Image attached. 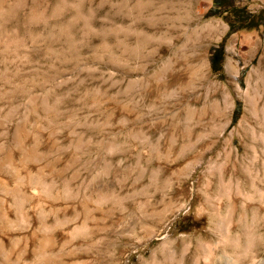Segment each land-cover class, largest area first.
<instances>
[{"label":"rangeland","instance_id":"374dc122","mask_svg":"<svg viewBox=\"0 0 264 264\" xmlns=\"http://www.w3.org/2000/svg\"><path fill=\"white\" fill-rule=\"evenodd\" d=\"M211 7L0 0V264H264V27L213 72Z\"/></svg>","mask_w":264,"mask_h":264},{"label":"trees","instance_id":"16d2710c","mask_svg":"<svg viewBox=\"0 0 264 264\" xmlns=\"http://www.w3.org/2000/svg\"><path fill=\"white\" fill-rule=\"evenodd\" d=\"M235 2L236 0H212V7L208 12L209 16L222 18L228 26L227 33L221 42L216 48L212 49L210 67L213 72L221 70L223 44L229 35L240 30H252L264 27V6L256 13H251L245 7L237 6ZM238 111L239 105L236 104L232 114V123L237 120Z\"/></svg>","mask_w":264,"mask_h":264},{"label":"bare ground","instance_id":"6f19581e","mask_svg":"<svg viewBox=\"0 0 264 264\" xmlns=\"http://www.w3.org/2000/svg\"><path fill=\"white\" fill-rule=\"evenodd\" d=\"M218 28H219V26H217V25H212L211 23H208V24H205V25H203L202 27H201V31L202 32H204V34H206V35H211V34H213V33H215L216 31H218ZM195 35V34H194ZM148 39H149V37H148ZM150 40V39H149ZM148 40V41H149ZM151 41V40H150ZM159 41V40H158ZM183 55V54H182ZM195 68H196V70L198 71V72H202V70H204V68H205V62H204V60L203 59H201V58H199L198 59V61H197V63L195 64ZM225 69H226V71H227V73L230 75L231 74V70H232V68H231V66H230V64H229V62H227L226 63V65H225ZM196 71V72H197ZM224 101V100H223ZM225 102V101H224ZM223 102V104L221 105V106H215V111H216V113H220L221 114V112L223 111V108H224V105H225V103ZM245 175V174H244ZM250 180V179H249ZM250 182V181H249ZM249 184V183H248ZM252 184V183H251ZM248 186V185H247ZM249 187H250V185H249ZM220 190V189H219Z\"/></svg>","mask_w":264,"mask_h":264}]
</instances>
